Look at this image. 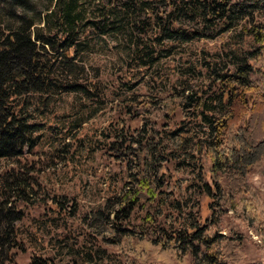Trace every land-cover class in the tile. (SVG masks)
I'll return each mask as SVG.
<instances>
[{"label": "trees", "instance_id": "1", "mask_svg": "<svg viewBox=\"0 0 264 264\" xmlns=\"http://www.w3.org/2000/svg\"><path fill=\"white\" fill-rule=\"evenodd\" d=\"M78 4L50 0L41 11L34 0H0V16L9 18L0 19V159L18 158L24 147L37 143L38 125L28 111L33 97L48 100L56 89L82 87L60 86L54 71L59 57L75 58L81 36L118 30L125 19L135 39L133 58L147 67L171 55L178 44L215 39L240 26L222 53L202 62L214 93L193 81L160 99L132 95L118 104L125 114L142 119L131 134L136 147L124 151L134 171L118 197L119 211L130 215L138 202L152 201L170 231L118 225L110 229L118 230V238L114 231L103 239L115 264H243L241 242L253 235L259 257L248 264H264V199L249 180L251 169L264 176V0H102L103 15L87 21L85 30ZM37 20L47 25L52 20L55 29L33 32ZM223 61L225 69L210 66ZM196 62L186 66L187 74L201 66ZM177 111L179 123H188L170 129L165 144L158 120ZM172 162L178 166L174 171L193 169L173 175L168 171ZM33 188L22 169L0 174V264L14 261L19 206ZM188 189L195 195L190 206L181 203ZM144 220L153 223L150 214Z\"/></svg>", "mask_w": 264, "mask_h": 264}, {"label": "rangeland", "instance_id": "2", "mask_svg": "<svg viewBox=\"0 0 264 264\" xmlns=\"http://www.w3.org/2000/svg\"><path fill=\"white\" fill-rule=\"evenodd\" d=\"M34 1L42 11L50 0ZM103 8L102 0H79L82 30L89 27L87 21L103 15ZM0 19L9 20L6 15ZM123 21L118 30L97 32L91 38L81 36L74 59H57L54 71L59 85L82 87L56 89L48 100L33 97L28 111L38 125L37 143L24 147L18 158L0 159V174L5 169H22L34 183L31 197L19 206L22 216L15 223L19 244L11 248L14 261L3 264H115L116 256L103 239L113 237L115 229L111 228L121 225L152 233L160 226L164 233L170 231L165 217L156 215L152 201L138 202L130 215L119 211L122 204L118 197L123 188L130 186L126 182L134 171L124 151L127 146L131 150L136 147L131 134L141 127L142 119L125 114L118 104L132 95L160 99L193 81L209 94L214 93L216 88L207 70L201 68L202 62L222 53L226 41L240 31V26L215 39L178 44L171 55L141 67L132 54L135 39ZM54 25L52 20L48 25L47 20H37L31 30L38 27L47 34L55 29ZM197 60L201 66L187 74L186 66ZM227 64L223 61L210 66L225 69ZM180 120L178 111L169 119L159 118L165 144L170 129ZM187 123L181 121L179 125ZM127 131L129 135L123 136ZM172 164H168V171L173 175L193 169L185 166L179 172ZM249 180L264 199V176L251 169ZM194 196L192 189L185 190L181 203L190 206ZM204 207L203 202L199 212ZM146 214L152 215L153 223L145 222ZM241 246L247 257L243 264L258 260L255 236L244 239Z\"/></svg>", "mask_w": 264, "mask_h": 264}]
</instances>
